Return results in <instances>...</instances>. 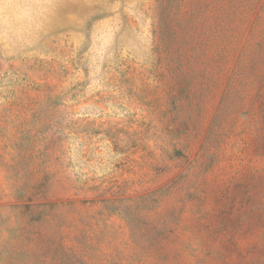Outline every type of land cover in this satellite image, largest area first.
<instances>
[{"label":"rangeland","instance_id":"obj_1","mask_svg":"<svg viewBox=\"0 0 264 264\" xmlns=\"http://www.w3.org/2000/svg\"><path fill=\"white\" fill-rule=\"evenodd\" d=\"M0 264H264V0H0Z\"/></svg>","mask_w":264,"mask_h":264}]
</instances>
